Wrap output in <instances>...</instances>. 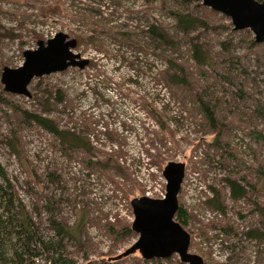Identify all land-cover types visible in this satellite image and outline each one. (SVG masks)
<instances>
[{
    "label": "rangeland",
    "instance_id": "1",
    "mask_svg": "<svg viewBox=\"0 0 264 264\" xmlns=\"http://www.w3.org/2000/svg\"><path fill=\"white\" fill-rule=\"evenodd\" d=\"M175 8L193 10L208 22L209 28L190 36L211 50L209 65L193 59L191 42L174 27ZM158 23L178 42L164 47L163 57L147 31ZM58 32L77 39L73 50L90 60L88 66L34 78L30 97L5 91L4 67L21 66L25 50ZM254 38L201 1L0 0V163L46 240L59 239L53 220L70 226L84 221L81 239L67 238L58 254L75 264H186L177 254L145 260L138 251L112 260L139 239L131 201L162 198L164 168L176 161L186 164L178 198L187 221L175 219L191 234L190 251L205 264H264V239L244 233L264 232V215L254 210L256 202L264 208V42L250 49L247 42ZM169 59L183 66L188 85L158 80ZM203 92L218 106L214 126L199 101ZM30 113L89 138L94 155L83 147L66 150ZM109 157L114 166L96 163ZM229 177L250 196L234 201ZM213 189L225 213L208 204ZM226 225L235 234L224 235ZM9 236L11 264H19L13 245L21 243ZM46 257L44 252L32 262L25 256L23 264H50Z\"/></svg>",
    "mask_w": 264,
    "mask_h": 264
},
{
    "label": "trees",
    "instance_id": "2",
    "mask_svg": "<svg viewBox=\"0 0 264 264\" xmlns=\"http://www.w3.org/2000/svg\"><path fill=\"white\" fill-rule=\"evenodd\" d=\"M180 1L187 2V0ZM192 11L193 10L189 9L185 11L176 8L172 9L171 13L175 21L174 27L178 33L183 34V37H188L191 42L192 57L196 63L201 66L209 65L211 59H213L210 52L211 50L205 49V45L197 41L195 36H190V34H192L199 27L209 28L210 26L203 17L194 14ZM147 31L148 35L152 39L154 51L163 49V52H159L160 57H163L164 55L162 54H165L164 47H175L178 43L176 42L177 37L163 24H152ZM124 37H126L125 40H128L127 37H129V34L126 32ZM247 44L250 49H253L257 46V41L254 38L247 42ZM169 63L170 64L167 70L156 73V75L159 76L158 80H162L161 84L164 83L165 85L167 84L171 87L188 85L183 66L170 59ZM233 78L234 77L229 78L231 83H233ZM205 96H207V92L200 94L199 101L205 112L207 123L214 126L217 121L216 110L218 106L212 104V101L210 99L208 100ZM59 99L60 101L62 100V98ZM260 113L264 115V108L260 107ZM155 114L158 118L157 113ZM29 117V119L33 120L38 125L44 127L59 138L63 145H68L65 148L66 150L70 148L83 147L86 151H88V155L90 157L94 155L96 149L89 138L87 142L82 136L60 130L53 119L45 116L30 113ZM12 139L9 140V144L18 154L19 151H17ZM91 161L92 159L89 158L88 163L91 164ZM96 163L108 168L114 166L115 164L111 157H109L106 162L96 161ZM52 180L55 181L53 178ZM226 181L230 189L231 198L234 201L250 196L247 189L234 178H226ZM208 204L211 207L216 208L221 213L226 212L225 203L221 200L220 192L218 190H214V196L209 198ZM254 210L264 215V208L261 206V203L256 202V208ZM186 216L187 212L182 207H179L176 213V218L186 223ZM77 223L78 224L74 226H70L68 223L64 224L62 222H58L57 220H53V229L59 239L57 241L46 240L41 234L40 229L36 226V222L33 220V217L29 214L27 205L16 192L15 186L13 185L6 168L0 163V264H11L8 239H10L9 235L12 233L16 235L17 240L21 243V246L18 243L13 245L14 253L18 258L19 264H23L25 256H28V258L34 262V260L44 252L47 254L46 258L50 264H75L73 260L66 259L62 256V254H58L57 247H60L67 238L74 239L76 241L81 239L83 232L82 225H84V221L81 224H79V222ZM222 231L226 236L235 234L234 228L229 225L224 226ZM244 233L251 239H264V232H261V230L257 228H250ZM112 260L115 261L120 259L114 257Z\"/></svg>",
    "mask_w": 264,
    "mask_h": 264
},
{
    "label": "water",
    "instance_id": "3",
    "mask_svg": "<svg viewBox=\"0 0 264 264\" xmlns=\"http://www.w3.org/2000/svg\"><path fill=\"white\" fill-rule=\"evenodd\" d=\"M231 18L235 30L250 29L258 43L264 42V0H187ZM78 41L64 32L48 40H39L37 48L24 51L21 66L4 67L1 82L7 92L31 96L29 85L34 78L62 72L69 67L84 69L90 60L74 52ZM186 164L170 161L164 168L167 180L164 198L142 196L131 201L135 219L132 229L139 239L117 258L137 251L145 260L167 259L179 255L186 264H205L204 258L190 251L191 234L175 219L180 207L179 193L185 178Z\"/></svg>",
    "mask_w": 264,
    "mask_h": 264
},
{
    "label": "built area",
    "instance_id": "4",
    "mask_svg": "<svg viewBox=\"0 0 264 264\" xmlns=\"http://www.w3.org/2000/svg\"><path fill=\"white\" fill-rule=\"evenodd\" d=\"M166 195V194H165ZM165 195H163V197L162 198H164L165 197ZM150 197V196H149ZM153 198V197H152Z\"/></svg>",
    "mask_w": 264,
    "mask_h": 264
}]
</instances>
